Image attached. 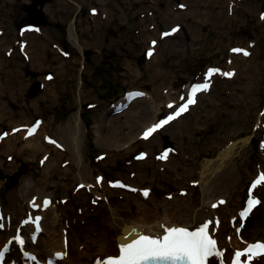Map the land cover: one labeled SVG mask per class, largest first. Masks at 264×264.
<instances>
[{"label":"rangeland","instance_id":"1","mask_svg":"<svg viewBox=\"0 0 264 264\" xmlns=\"http://www.w3.org/2000/svg\"><path fill=\"white\" fill-rule=\"evenodd\" d=\"M34 2L35 9H39L46 18V22L38 25L31 24L24 9ZM262 15L264 0H0L2 28L6 32L5 39L0 41L10 43L3 58L11 66V71L16 69L9 76L0 70L3 85L0 96L2 107H6L5 117L0 119V132L13 130L10 128L13 125L8 124L10 121L29 124L38 119H48V133L58 140L62 126L72 113L78 112L84 123L82 154L88 170L103 174L109 181H134L140 188L148 187L153 197L164 199L175 195V203L182 205L188 193L197 200L194 181L174 184L172 181L175 180L166 175L159 178L151 172L159 170L162 165L169 168L180 166L181 169L186 168V164L193 167L195 158H210L223 146L248 138L251 149L242 163L244 184L238 193L242 206L248 183L257 173H264ZM71 25L74 27L73 37L68 30ZM174 25L180 31L176 35H173L176 31H172ZM23 28L35 33L28 35L35 44L41 39H51L42 66L32 64L28 56L19 54L18 49L26 40ZM37 33L43 37L38 38ZM158 34V43L166 37L171 39L167 44H159L155 50L156 41L153 39ZM233 49H242L252 56L247 55L246 61L239 62L244 67L240 71L236 69L237 76L231 79L224 73H228V66L232 60L238 59V54L243 55V52H234ZM149 52L155 53V57L151 59ZM134 70L139 75L136 76ZM209 70H215L210 78L207 76ZM206 78L210 86L198 96L196 104H190L191 107L196 106L181 115L178 122L158 128L153 140L143 141L140 140L141 134L138 136L137 149L152 151L147 160L139 164V169L127 164L122 155L118 156L120 151H111L97 142L99 135L93 126L100 121L101 114L119 123L110 128L115 135H121V141L129 136L127 133L132 127L129 124L133 119L125 121L116 117L120 113L116 104L124 99L125 92L140 89L152 95L160 107L158 120L168 115L174 106L185 102L191 85L204 82ZM37 83L40 87L31 94ZM168 92H172V100L166 97ZM34 98L36 106L32 104ZM144 99L148 97L141 96L133 103L127 99L124 109L148 106ZM234 113H238L237 116ZM181 125L183 131L178 129ZM26 126L20 125V129L24 130ZM175 130L183 138L173 137ZM165 136L170 141L167 150L163 148ZM169 151L170 161L159 158L161 153ZM40 155L30 150L0 152V207L9 213L5 225L10 228L0 224V245L24 223L21 219L27 206L17 192L21 178L33 174L41 180L33 187L44 185L54 194L62 212L60 224L65 226L63 231L68 233L69 245L75 254V241L89 243L92 236H104L106 228L111 227L108 219L111 216L103 203L92 207L95 200L89 187L86 190L76 187L77 179L73 177L76 168L71 164L70 171L55 167L51 178L45 180ZM62 155L63 161H69L65 157H71L70 152L64 151ZM56 158L59 161L61 157ZM143 167L147 168L149 177L137 175ZM161 187H166L165 192ZM122 190H111L112 203L129 201V215L135 214L136 196L129 195L126 188ZM13 196L17 197L14 201L11 200ZM259 204L242 226L243 235L249 234L247 238L250 240L264 238V191ZM4 217L0 215V220L3 221ZM220 225L225 234L226 222ZM110 241L116 242L111 236ZM14 251L15 255L10 252L9 256L11 259L14 255L17 261L20 252ZM257 261L264 262L261 259Z\"/></svg>","mask_w":264,"mask_h":264},{"label":"bare ground","instance_id":"2","mask_svg":"<svg viewBox=\"0 0 264 264\" xmlns=\"http://www.w3.org/2000/svg\"><path fill=\"white\" fill-rule=\"evenodd\" d=\"M1 17L0 40L5 39L6 37V32H4L2 28L3 25ZM176 27V25L173 26V28ZM73 28L74 27L72 25L68 28L69 34L72 37L74 36L72 33ZM29 29L32 30L31 28ZM23 31V37L26 40L25 44H23V46L21 45L18 49L19 54L28 56L29 61L32 64L34 63L38 66H42L47 52L46 47L47 44L51 42V39L46 38L44 39L45 41L41 39V42L35 44L32 39H30L31 37L28 36L30 34V36H32V34L35 33L29 32L27 28H23ZM179 32L180 31L178 29L173 35H176ZM36 36L38 38L43 37L41 33H37ZM158 36L159 34L153 40L157 42L159 40ZM45 37L48 36L45 35ZM170 39L171 37H166L161 41V43L167 44ZM156 42H154L155 45L153 49L158 50V46L161 43L160 41L159 43ZM9 45L10 43L3 44L2 41H0V70H4L5 76H9L12 72L16 71V69L11 71V66L4 62L3 54H6ZM155 53L151 56V59L155 57ZM251 56L252 54L249 53L248 57L251 58ZM237 57L238 59L232 60L228 66V73H232L230 76L231 79L237 76L236 69L240 71V69L244 67L242 64L243 61L247 60L245 55L242 54H238ZM241 61L242 63L240 64L239 62ZM18 72L21 73L19 68ZM134 72L136 76L139 75L137 71L134 70ZM18 81L22 84L20 78ZM2 87L3 85L0 81V91H2ZM188 92L190 93V91L186 92V97ZM201 94H204L203 91L196 92L194 97L195 104L197 103L198 96ZM141 96L148 97V99H144L148 103V106L144 105L146 107H139L134 110H128L127 108L129 107L124 109L126 103L128 102L125 98L118 101L116 104L120 109V113L116 116L119 117V120L121 118H124L123 120L125 121H129L131 118L133 119V121L129 124L132 125V127L129 128V132L127 133L129 136L126 137V139L124 138L121 141L119 138L121 135H115L112 128H110L111 126H116L118 122L115 120L111 121L113 119H107L106 116H103L102 114L100 116V121L93 126L96 132H98L97 135L99 136L97 142L100 145L107 147L111 151H120L117 152V155H122L127 164L137 166L136 168L138 169L140 168L138 167L140 166L139 164L146 161L148 154H151L152 152L151 150L141 151L137 149L135 145L137 140H139L138 136L141 134L140 140L144 139L143 141L153 140L156 132H158V128L147 139L144 138V131H147L149 127V129H151L155 126L157 122L155 120L160 109L159 104L155 102L156 99L149 93H144L141 90L140 96L130 100V102L133 103L139 100ZM159 97L160 95H157V98ZM166 97L172 100V92H168ZM148 100L150 102H148ZM36 103L37 102L34 98L32 100V104L36 106ZM2 104L3 102L0 96V119L5 117L6 114V107H2ZM181 105L182 104L179 106ZM176 106H174V108ZM194 107H191L189 104L187 111ZM174 108L166 116V118L173 115V112L175 111ZM187 111H184L179 116L169 120V122L160 129L178 122L182 117L181 115H185ZM237 114L234 113L233 115L237 116ZM18 122L19 121L8 122L9 125H13L10 127L13 128L11 131L2 132L1 130L0 152L8 153L12 151L23 152L25 150H30L34 154L41 153L40 156L43 177L45 180L51 178L53 174L52 171H54L55 167L66 171H70L75 167L76 169L73 173V177L77 179L76 187L78 186L82 190H86L87 187L90 188L95 200L92 203V207L95 208L97 204H104L105 208H107V213L111 216L108 218L111 220V227L106 228L107 232H105L106 234L102 237H96L97 235L92 236V241L89 243L79 242L76 240L74 249L77 253L74 254L69 245L70 240L68 233L63 231L65 226L60 224L62 212L60 206L55 200L54 194L47 191V187L44 185L37 186L36 188L33 187L34 183L36 184L41 181L40 178L34 177L33 174H26L23 178H21L19 192H17V196L19 197V195H21L27 206L25 215L21 219L24 223L17 228L24 234V243L18 245L17 240H11L9 250L13 252L14 255V250L22 251V249H24L32 252L39 261V264H46L47 258H51L53 260V264H104L105 261L118 260L121 257L122 248L118 242L121 239L120 237L124 232V229L129 227L137 229L141 236H148L151 239H160L162 241L163 237L174 228H182L188 233H193L199 232L200 228H202L204 224H208L209 227L206 229V234L210 239L214 240L216 244L215 247L212 248L213 254L204 260V264H230L233 255L242 251L247 242H251V240L247 238V235L249 234L243 235L242 230L239 231V233L237 231V227L242 225V222H244L246 217L245 216L243 218L241 216L242 211H244L246 207H242L240 205V197L238 193L242 190L244 184V178L241 174L242 163L251 149L248 138H242L223 146L210 158H201L199 160L195 158L194 161H192L193 167L192 165L189 167L186 164V168L183 167L181 169L180 166H177V168H169L162 165L159 170H153L151 172L152 174H157L159 178H165L166 175L168 178L175 180L172 181L174 184L180 181H194L193 183L196 185V189L198 191L197 200H195L191 194H186L185 192L184 194L188 197L184 196L186 201H184V205H182L180 203H175V200L177 199L175 195L164 197V199L153 197L148 187L144 189L140 188V185L136 184L134 181H123V187H120L119 189V187H115L113 185L115 180L109 181V179L105 178L103 174L97 171L92 173L88 170L86 164L84 163V157L82 154V141L84 137L82 129L84 127V123L80 119L78 112L72 113V116L65 122L64 126H62V133L59 135L58 140H52L51 135L48 133V126L50 124L48 119L38 120L35 123V131L27 136L26 131L28 127L21 130L20 125H29L30 123L26 124L27 122H23V124H18ZM178 129L183 131V125L179 126ZM172 135L175 138H183L182 134H180L178 130L173 131ZM216 135L219 136V132H216ZM48 137H50V143L45 142V138ZM166 139L168 140V138ZM17 140L20 141L16 142ZM168 142L170 144L169 140ZM167 148H169V146H166L165 149ZM64 151L70 152L71 157H65L69 158V161H63L62 154ZM53 153L54 155L52 156ZM162 155L163 153L160 154V156ZM57 156H60L62 159L60 158L58 161L56 158ZM141 156L144 159L138 158ZM106 158L107 157L105 156L104 160ZM170 159L171 152L169 151L164 160L167 162L170 161ZM65 164L68 166L61 168ZM69 164L72 165V168L70 169ZM141 169L142 172L138 171L137 175L149 177L147 168L146 170L144 167ZM260 175H264V173H258L251 181L256 183V179ZM192 177L195 178L192 179ZM249 183L246 188V197L243 201V205L248 197L249 199H258L259 201L264 191V181H261L259 184H255V189L257 190L258 188L257 193L255 192V189L251 190ZM125 188L130 189V192L126 193L136 196L137 205H135V209L133 210L135 214L131 213V215H129V208L127 209V206L130 205L129 201H124V203H112L111 190L119 189L120 191H123L122 189ZM31 189L32 194L30 193L31 195L29 196L28 193ZM161 189L165 192L164 190L166 187H161ZM143 190L147 191V196L144 195L145 191ZM254 192L256 193L255 195ZM16 199V196L11 198L12 201ZM45 200L49 201L47 206L44 205ZM221 201H223V203H221ZM213 205H215V207ZM259 206L260 204L258 203V207ZM255 209L256 206L251 211H255ZM0 215L3 217L6 216L3 221L0 220V224L4 225L6 229H10L5 225V218L8 219L9 213L0 207ZM36 217L40 218L39 221L35 219ZM223 221H225L227 225V232L225 234H223V229L220 225ZM37 228L39 231H37ZM14 236L15 234L13 232L11 236L8 235L5 241ZM31 236L35 237L34 241ZM110 236L114 237L117 242L112 243L110 241ZM228 236L229 238L227 239ZM58 254H60V256H58ZM14 255L10 261H14ZM259 258L261 261L264 260V256ZM259 258H253L249 262H244L243 264H264V262L257 261ZM17 264L37 263L21 256L17 259Z\"/></svg>","mask_w":264,"mask_h":264},{"label":"snow or ice","instance_id":"3","mask_svg":"<svg viewBox=\"0 0 264 264\" xmlns=\"http://www.w3.org/2000/svg\"><path fill=\"white\" fill-rule=\"evenodd\" d=\"M180 7H184L180 5ZM261 19H264V15H262ZM173 32L177 31V29H173ZM171 33H165V35H170ZM234 52H243V55L247 56L249 53L242 49H233ZM148 55H152L151 52ZM215 70H209L208 77H211ZM226 76H231L232 73H224ZM50 78V77H49ZM209 87L208 80L204 84L196 86L192 89L189 94V98L187 102L175 113L176 116H179L182 112L187 110L189 104L195 102V94L198 91H206ZM136 95H139L137 93ZM171 107V105H169ZM175 117L169 116L167 120L162 121L161 123L155 125L153 128L148 129L144 133V137L147 138L153 132L156 131L157 128L161 127L163 124H167L169 120L174 119ZM35 131V128H32L29 132L31 134ZM264 146V145H262ZM168 155V152H165L160 159H165ZM138 158H143L138 157ZM264 180V176H261L260 179L256 181L257 184ZM99 182V180H98ZM123 187V185H119ZM256 185L254 184L253 187ZM144 195L147 196V191L144 192ZM223 203V201H221ZM259 201L250 198L248 202L247 209L241 213V216H247L248 213L252 210L253 207L258 204ZM49 201L45 200L44 205L47 206ZM215 207V205H213ZM39 221V217L35 218ZM209 227L208 224H204L202 228H200L199 232L188 233L182 228H174L168 232L167 235L163 237V240L160 239H151L148 236H140L138 240L133 243H128L126 247L121 249V257L118 260H109L105 261L104 264H147V262H171V264H204V260L212 255V248L215 247L216 242L208 237L206 234V229ZM37 231L39 229L37 228ZM17 241L20 244H23L24 241L17 236ZM246 253H250L251 257L264 255V244H256L250 245L246 250ZM3 253L0 252V256ZM242 253H236V256L239 257ZM34 259V258H33ZM233 264H236L233 261Z\"/></svg>","mask_w":264,"mask_h":264},{"label":"water","instance_id":"4","mask_svg":"<svg viewBox=\"0 0 264 264\" xmlns=\"http://www.w3.org/2000/svg\"><path fill=\"white\" fill-rule=\"evenodd\" d=\"M42 3V2H41ZM35 2L31 5V7L27 6L24 7V9L27 12V16L28 19L30 20L31 23L37 25L41 22H46V19L43 17V13L39 10V9H35L34 7ZM38 84H36L32 90H31V94H33L37 89H38ZM169 142L166 139L165 141V146H168ZM140 234V232L133 228V227H129V228H125L124 232L121 234V239L119 240L120 244L126 243L132 239H134L135 237H137Z\"/></svg>","mask_w":264,"mask_h":264}]
</instances>
